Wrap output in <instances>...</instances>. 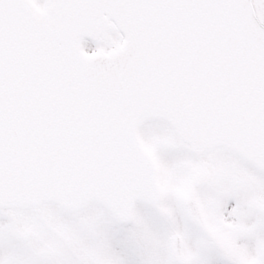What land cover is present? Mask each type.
Masks as SVG:
<instances>
[{"label":"snow or ice","instance_id":"snow-or-ice-1","mask_svg":"<svg viewBox=\"0 0 264 264\" xmlns=\"http://www.w3.org/2000/svg\"><path fill=\"white\" fill-rule=\"evenodd\" d=\"M0 264H264V0H0Z\"/></svg>","mask_w":264,"mask_h":264}]
</instances>
